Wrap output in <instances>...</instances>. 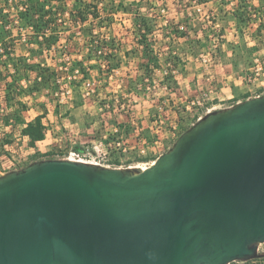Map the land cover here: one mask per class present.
<instances>
[{
	"label": "water",
	"instance_id": "95a60500",
	"mask_svg": "<svg viewBox=\"0 0 264 264\" xmlns=\"http://www.w3.org/2000/svg\"><path fill=\"white\" fill-rule=\"evenodd\" d=\"M264 242V93L146 168L43 158L0 174V264H230Z\"/></svg>",
	"mask_w": 264,
	"mask_h": 264
},
{
	"label": "trees",
	"instance_id": "16d2710c",
	"mask_svg": "<svg viewBox=\"0 0 264 264\" xmlns=\"http://www.w3.org/2000/svg\"><path fill=\"white\" fill-rule=\"evenodd\" d=\"M174 1L181 9L186 7L184 10L193 6V0H187V2L185 0ZM13 2L20 20L16 30L20 34L23 30L26 32V43L29 46V51L38 56L40 61H29L26 55H19L12 59L13 70H11L8 63L1 59L0 54V79L5 82L3 103L14 107L13 110L8 111L0 102V160L3 155L11 154L8 147L16 141L15 130L18 126H21L20 135L29 137L30 146H36L38 141L46 137V126L43 122L46 109L44 103L41 105L44 111L33 120L26 121L22 114V111L29 108L23 100L24 96L32 95L36 91L50 89L46 92L53 97L51 90L55 89L58 85V78L63 75L62 71L42 63L45 60V50L56 47L53 59L65 53L71 57L67 73L73 76L72 80L76 83L73 91L79 97L77 104L80 105V90L83 81L93 75L94 71L97 72L99 78L104 77L105 74L113 73L122 64V51L127 57L139 56L143 59L140 62L142 74L137 78L135 84L132 81L129 84L131 88L137 89L136 84L140 81L146 78L151 82L155 80V68L164 67L165 69L177 70V74L184 72L185 59L183 53H185V49L180 46L179 39L191 37L190 30H193L196 36L190 38L188 44L199 49L205 47L204 42L212 40L213 33L215 35L211 28L212 25L206 29L203 28L204 26L199 28L200 24L198 25V23L195 26L190 25L187 12L184 16V22H175L164 13V6L160 8L162 13L160 11L142 13L140 11L134 12L131 9V4H127L126 0H0V45L4 49V53L10 58L14 52V44L11 42L13 30L7 21V16ZM198 2L205 3L206 1L198 0ZM250 2V0H240L238 8L233 12V17L239 23L240 32H242L240 25L248 23L250 12L256 9L252 7ZM100 4H103V7H100ZM21 5L23 7L19 8ZM121 11L132 12L134 15L133 27L129 31H131L136 44L130 49L125 48L122 40H119L115 34V21ZM161 17H167L164 26L158 24ZM159 25L162 27L160 30H163L161 40H158L154 35ZM31 28L33 30L30 32ZM262 28V26L258 27L259 34L262 33ZM199 31L201 36L197 35ZM241 39V42L233 46L231 57L237 71L241 70V65L247 66L251 55L260 48L256 45L249 47L242 34ZM223 42V40L219 41L216 53L222 58L224 57L222 53ZM196 54L198 53L196 52ZM77 70L80 71V74L76 72ZM177 74L171 72L165 74L164 80L169 89L178 87ZM247 98L248 96L244 97V99ZM120 126L122 127V125ZM130 129L132 128H125L127 134H129ZM117 134H112L111 137H115ZM74 147L79 151L84 149L80 144ZM41 158L39 157V159ZM116 163H120L118 159ZM240 263L264 264V254H260L254 259L241 262L234 261L230 264Z\"/></svg>",
	"mask_w": 264,
	"mask_h": 264
},
{
	"label": "crops",
	"instance_id": "0c3cea01",
	"mask_svg": "<svg viewBox=\"0 0 264 264\" xmlns=\"http://www.w3.org/2000/svg\"><path fill=\"white\" fill-rule=\"evenodd\" d=\"M252 6H260L264 8V0H250ZM160 3V2H158ZM240 4V0H206L204 5H206L207 11H213L215 14H217V19L218 22L221 26L223 27V30H225V40L222 44V53L224 57L217 56L216 54L212 56L210 59V62L208 64H205L201 58L202 52L206 51V48H195L191 47L188 44V41L190 38L195 37V32L193 30H190V36L186 39H179V44L182 48L185 49L184 54V59H185V70L183 73L177 74V83L179 85V88H176L174 92H172V96L175 94H179V98H177L179 101H182L183 99V94L186 92L190 94L191 92L195 91L193 90L195 88V85L197 87L201 86L200 83H202L203 86L207 85L211 89V98L206 101V108L213 107L214 109L217 108H224L231 106L239 101L244 100L245 96L253 97L254 95L249 94L248 92V86L243 83L241 80L237 78V75L240 71H237L231 61V57L233 55V46L241 42V35L239 33V23L235 17H233V12L238 8ZM157 5V4H154ZM174 7L175 11L173 14L172 19L175 22H184V16H185V11H187V14L189 15L188 23L193 26L199 23L198 20V14L195 13V11H188L191 6L187 10H182L177 4L174 2ZM191 13V14H190ZM160 25H165L167 22V18L164 20H160ZM240 28L243 29L246 33L247 31H250V35L244 36L245 41L247 42V45L249 47H252L254 45L260 47V43H258L257 40V35H258V25H246L242 24L240 25ZM129 37H128V43H124V47L127 49L132 48L136 42L134 41L133 35L131 31H129ZM262 34L264 35V30L262 29ZM261 34V33H260ZM154 35L157 37L158 40H161L162 35H161V30H156L154 32ZM198 36H201V32L199 31L197 33ZM212 41V40H211ZM23 44V43H22ZM27 46V45H26ZM22 49V52H19V54H24L28 55L26 51L23 49L25 46L23 45L20 47ZM29 50V46L27 48ZM263 49L259 48L256 50L253 55L257 52L262 51ZM196 52L198 54H196ZM205 53V52H204ZM217 53V52H216ZM19 55L18 52H15V55ZM122 64L118 68L119 71H117V76L120 75L122 77V85L124 86V90L127 88L128 90V85H129V78L131 77H137L138 75H141L142 69L140 68V62L143 60L139 56H129L127 57L122 51ZM52 54L51 57H48L45 55V60L42 62L43 64L45 63H51L54 61L52 59ZM16 57V56H15ZM17 58V57H16ZM36 61H40L39 59L36 58ZM55 62V61H54ZM245 65L243 69L247 68ZM165 68L160 67V68H155V86L153 87L152 90L149 92H144L141 94H133V91L130 92L131 97L133 98L132 100L134 101L133 107L137 109V113L134 114L135 112H129L128 111V104L122 103V96L120 97L121 100H118L116 96H112L111 94L108 96L111 100L107 101V104L105 107L108 108L106 112H103L99 114L102 109H103V103L102 100L104 99L103 92L107 87L105 85H102L101 82H99V77L97 72H93V75L91 78L88 77V79L92 82H96L95 86L93 89H85L83 86H81V104H77V100L79 97L75 94V91L73 93V97L71 100V103L68 104V106H64L61 104L59 101H57L53 97H51L46 91L48 89H44L42 91H36L32 95L24 96L23 100L28 104L29 108L22 111V114L25 118L26 121L33 120L38 114L42 113L44 111V108L41 106L43 103L46 105L45 109V116L43 117V122L46 126V137L53 131V136L55 133L58 131H65L68 132L67 129L70 128L72 131L76 130V125L78 126L77 121H80V124L83 125L84 128H81L80 130L86 129V131L90 132H97L99 130V124H97L99 121V116L100 119L102 118L105 119V114H110V117H112V123L110 124L109 131L106 132L102 137H104L107 134H115L120 133L123 134V130H125L126 127L134 128L136 127L135 125L140 121V119H144L143 121L146 120L147 122V127L151 129V132H153V124L154 121L153 118L151 117L153 115V110L157 109L160 107L158 105L159 101L163 102L165 101L166 95L169 91L167 89L166 82L164 80L165 78V73L163 72ZM200 69V70H198ZM25 83V81H23ZM99 82V83H98ZM102 85V86H101ZM5 87V82L0 81V90L4 89ZM194 87V88H193ZM171 90V89H170ZM108 91V89H107ZM118 91V90H117ZM122 92V89H121ZM264 93V90L261 92V94ZM107 95V94H106ZM114 98V99H113ZM103 103V104H102ZM112 103V104H110ZM112 106H110V105ZM68 107V108H67ZM63 108L65 110L63 111ZM14 107H11V110H13ZM81 112L80 113V118L75 117V112L76 111ZM170 112L174 117L176 115H179V112L177 110H174L170 107ZM203 112L205 109L202 108ZM10 111V110H8ZM134 114V115H133ZM162 113L159 111V115ZM169 118V116H166ZM151 119V120H150ZM172 121V127L174 125ZM122 125V127L120 126ZM145 127V126H144ZM20 129L21 126H18L15 130V135H16V141L8 147L10 150L11 154H5L1 157L0 160V174H3L11 169H17L20 167L16 168H4V163L7 162L9 158L13 156V151L22 149V146L26 144L29 147V150L34 153L35 149H38L37 145L43 141L46 140H40L37 142L36 146H30L29 145V137L28 136H21L20 135ZM135 129V128H134ZM142 129H144L142 127ZM133 133V131H132ZM132 133H129L128 136L130 137ZM95 139V138H94ZM52 142V141H51ZM50 143V142H49ZM48 143V144H49ZM30 152V153H31ZM31 156H34L35 154H30ZM39 158H32L28 163L38 160ZM25 163L24 165L28 164ZM22 165V166H24ZM21 166V167H22Z\"/></svg>",
	"mask_w": 264,
	"mask_h": 264
},
{
	"label": "rangeland",
	"instance_id": "374dc122",
	"mask_svg": "<svg viewBox=\"0 0 264 264\" xmlns=\"http://www.w3.org/2000/svg\"><path fill=\"white\" fill-rule=\"evenodd\" d=\"M206 1V0H205ZM160 2V3H158ZM174 0H126L127 4H131V9L135 11H140L142 13H155L157 11H160L162 13V11L160 10V8L162 6H164V13L167 14V16L171 19L173 17V14L175 11L174 7ZM185 2H187V0H185ZM157 4V5H154ZM105 5V4H104ZM100 7H103V4L99 5ZM153 6H155L156 8H154ZM206 5H204V10L207 11ZM258 10H264V8L260 7V6H252ZM16 7H15V3L13 2L11 4V10L8 11V16L7 19L10 21H12L14 19V17L16 16ZM168 9V10H167ZM186 9V7H184L182 10ZM193 8H190L188 11H193ZM187 11H185L186 13ZM198 14V20L200 24V27H203L204 29H206V27H210V22H208V19L203 16L202 13L197 12ZM249 16V15H248ZM133 17L134 15L132 14V12H127L125 13V11H121V13L119 14L118 18L115 21V25H114V29H115V34L117 35L119 40L124 41V43H128V37H129V30L133 27ZM250 17V18H249ZM248 18V23H246V25H258V27L262 26L263 30H264V25L263 24H259L258 21L256 20H252L251 15ZM167 17H161V21L164 19H166ZM158 24H160V22H158ZM197 25V26H198ZM164 26V25H163ZM162 27H160V25L158 26L157 30L159 31ZM202 28V29H203ZM223 28V27H222ZM201 29V30H202ZM14 33L17 34L18 30H16V28H14ZM223 32L225 33L226 31L223 30ZM240 35H244V36H249L251 33L250 31L246 30L245 31L242 29V32H240ZM163 34V30L161 31V35ZM226 34V33H225ZM16 38H19L18 36H16ZM257 40L258 43H260V48L263 49L262 51L264 52V35L261 33L257 35ZM23 43V44H22ZM203 44H205L206 50H208L211 45L212 42L210 40H207L206 42H204ZM25 46V48L23 49L24 51H26V53L29 52V50H27L28 45L26 46V42L25 41H19L16 40L14 42V50L15 52H22V49L20 47ZM205 52V51H204ZM19 55H24V54H19ZM19 55H15L16 57H18ZM30 60L29 61H36V58L39 59L38 56L34 55L31 53V51L29 52V56ZM253 61V55H251V57L248 60V66L252 63ZM44 65H48L51 66L54 69H58L59 65H60V61H52L51 63H46ZM243 65H241V70H243ZM245 69V68H244ZM200 70V69H198ZM117 71H119V69H116L115 71H113V73H111L110 75L105 74L104 77L102 78H98L99 82H101L102 85H105L108 89H105L103 92V95L105 96L104 99L102 100L103 103V109L101 111H99L101 113L106 112L108 110L107 107H105V105L107 104V101H110L111 99L108 97L110 94L112 96H116L114 98H117L118 100H121V96L122 98V103L124 104H128V111L131 112H135L134 114L137 113V109H135V107H133L134 105V101L132 100L133 98L130 95V92L133 91V94L137 93V94H141L144 92H149L150 90L153 89V87L155 86L154 81H150L149 79H145L143 81H140L139 83H137V89H134L133 87L131 88L130 85H128V90L127 88L124 90V86L121 84L122 83V77L120 75L117 76ZM142 74V73H141ZM140 75H138L137 77H131L129 78L130 82L132 81V83H136L137 82V78ZM91 76H89V78H91ZM1 81V79H0ZM67 82L70 83L72 85V87L74 88V84H76L72 79L69 81V79H67ZM84 82V81H83ZM98 82V83H99ZM129 82V84H130ZM203 83V82H202ZM201 84V86L196 87L193 90V92H191L190 94L188 93H184L183 94V99L182 101H179L177 98H179V94H175L172 96V92H174L176 90V88L174 89H169L167 87V89H169V91L167 93H165L166 98L165 101L158 103V105L160 106L157 109L153 110V115L151 116L153 118V120L151 121H156L161 119V122H154L153 124V132H151V129H149L147 127V122L146 120L143 121L144 119H140V121L135 125L136 127H139L141 129V134L146 138V143L144 144V148H145V152L141 153L137 150V147L135 149H132L130 152L126 153V154H117L115 156V160H119V162H123L124 164H137L138 162H145L142 163L143 168H146L147 166H149L150 164H152V161H154L162 152L166 151L168 148H170L173 144V142L176 140V138L184 131V129L186 127H190L192 125V123H194L196 120H194L195 118H192V114L191 111L188 108L189 105V101L196 97V96H202L204 94V92H209L210 87L205 85L203 86ZM101 85V86H102ZM58 86L55 87L54 90H51V93L54 95V98L59 101L58 96L55 94V92L58 90L57 88ZM122 89V92H121ZM50 90V89H48ZM118 90V91H117ZM154 90V89H153ZM264 88L261 87V89L259 91H263ZM177 91V90H176ZM107 94V95H106ZM113 98V99H114ZM72 99H69L68 102H61V104H63L65 107L68 106V104L71 103ZM0 102H4L3 101V89L0 90ZM3 107L6 110H11V107L9 105H6L3 103ZM170 107L174 110H177L178 112H180V118L179 115H176V117H174L172 115V113L170 112ZM68 108V107H67ZM65 110V108H63V111ZM159 111L162 113L161 115H159ZM75 117L76 118H80V113L78 110L75 112ZM207 113V112H206ZM204 113V114H206ZM133 114V115H134ZM203 114V115H204ZM169 116V118H167L166 116ZM105 116V119L102 118L100 119L99 116V122L97 124H99V130L97 132H88L84 131V129L80 130L81 128H84L83 125L80 124V121H77L78 126L76 125V130L72 131L70 128L67 129L68 132L65 131H57L55 133V135L53 136V131H51V133L46 137V140L39 143L37 146L38 149H35L34 153H32L29 150V147L24 144L22 146V149L13 151V159L16 160L17 164L16 167H21L22 165H24L25 163H28L32 158H39L42 157L43 158H52L51 156H53V158H59L58 154L60 156H62V154H66L68 149L70 147H74L77 144L80 145H84V143H89L92 141H100L102 140V136L109 131L110 128V124L112 123V117H110V114H105L103 115ZM172 121H174V125H177V130L174 132V134H172ZM145 126V127H144ZM134 127V128H136ZM142 127L144 129H142ZM134 128L130 129L129 133H132V131H134ZM125 138H128V134L126 132V130H123V134H122ZM133 135V134H132ZM132 135L130 137V144L134 145V140L132 139ZM95 138V139H94ZM52 141V142H51ZM50 142V143H49ZM49 143V144H48ZM31 152V153H30ZM30 154H35L34 156H31ZM27 158L26 160H24V158ZM138 158H147V159H138ZM155 158V159H154ZM15 167V168H16ZM258 252L259 254H264V242L259 244V248H258ZM241 262V261H239ZM243 264V263H240ZM254 264V263H253ZM257 264V263H256Z\"/></svg>",
	"mask_w": 264,
	"mask_h": 264
},
{
	"label": "built area",
	"instance_id": "2783aa9c",
	"mask_svg": "<svg viewBox=\"0 0 264 264\" xmlns=\"http://www.w3.org/2000/svg\"><path fill=\"white\" fill-rule=\"evenodd\" d=\"M21 5L19 8H22ZM195 13L199 12L202 13L203 16H205L208 19V22H210V25H212V29L215 32L212 34V45L207 50L202 52L201 58L205 64H208L210 62V59L212 56H214L217 52V45L220 40H225V33L223 32V29L221 28L218 19L217 14H215L213 11H205L204 10V3L198 2V0H193V6ZM191 14V13H190ZM250 15L252 17V20L258 21L259 24L264 25V10H252L250 12ZM216 20V21H214ZM9 25L12 27L13 35L11 42H14L16 40L25 41L27 40L26 32L23 30V32L20 34L17 32L15 34L14 28L17 29V25L20 24V20L16 14L14 19L9 21L7 19ZM59 21H61V18H59ZM33 29L31 28L29 31L31 32ZM18 36L19 38H16ZM27 45V43H26ZM34 46V45H33ZM14 47V45H13ZM56 47L51 48L50 50H45V53L48 57H51V54L54 55L56 53ZM30 52V51H29ZM0 54L1 59L3 61H6L8 63V66H10L11 70L12 59L15 57V50L12 53V58H10L7 54L4 53V49L0 45ZM29 54L27 55V57ZM53 57V56H52ZM53 59V58H52ZM28 60H30V57H28ZM54 61L59 62L60 65L57 70L62 71L63 75L58 78V90L55 92V94L58 96L59 102H68L69 99H72L73 97V87L70 83L67 82V79L69 81L73 79V76L68 72L70 63H71V57L68 54H63L59 56L56 59H53ZM1 65V64H0ZM2 67V66H1ZM78 74H80V71H76ZM163 72L166 74L168 72L177 74V70L166 68L163 70ZM237 78L241 80L243 83H245L248 86V92L249 94L255 96L261 95L262 91H259L262 88H264V52L260 51L253 55V61L252 63L244 70L240 71L237 75ZM96 82L90 81L88 78L84 80L82 83V86L85 89H93ZM211 98V89L209 92H204L202 96H196L192 98L189 101L188 108L191 111L192 118H195L194 120L200 119L204 113L209 112L213 110V107L206 108V101ZM202 108H204L206 112H203ZM161 122L162 120H156L154 122ZM193 124V123H192ZM177 130V125H173L172 127V134ZM117 134V132H116ZM132 139L134 140V145H131L130 143V137L125 138L122 134H117L115 137H111L110 134H107L104 139L100 141H92L89 143H84L83 151L77 150L75 147H70L66 154H62L60 156L58 154L59 158H69L76 161H84V162H90L95 164H100L103 166H113V167H137L143 169L142 163L145 162H138L137 164H124L123 162H120L119 164L116 163L115 156L117 154H126L130 152L132 149H135L137 147V150L141 153L145 152L144 144L146 143V138L141 134V129L139 127H136L132 133ZM27 158L25 157L24 160ZM153 163V161H152ZM16 160L13 159V157L9 158L6 163H4V168H15L16 167Z\"/></svg>",
	"mask_w": 264,
	"mask_h": 264
}]
</instances>
